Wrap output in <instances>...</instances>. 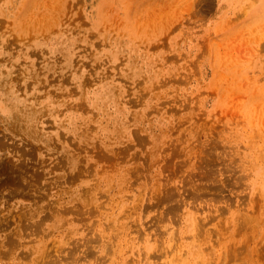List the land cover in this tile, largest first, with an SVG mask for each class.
Segmentation results:
<instances>
[{"label":"rangeland","instance_id":"374dc122","mask_svg":"<svg viewBox=\"0 0 264 264\" xmlns=\"http://www.w3.org/2000/svg\"><path fill=\"white\" fill-rule=\"evenodd\" d=\"M111 1L0 0V264H264V0Z\"/></svg>","mask_w":264,"mask_h":264},{"label":"bare ground","instance_id":"6f19581e","mask_svg":"<svg viewBox=\"0 0 264 264\" xmlns=\"http://www.w3.org/2000/svg\"><path fill=\"white\" fill-rule=\"evenodd\" d=\"M105 1H106V0H105ZM108 1H109V0H108ZM112 1H113V0H112ZM112 1H111V2H112ZM58 2H59V0H58ZM126 2H127V1H126ZM56 3H57V2H56ZM105 3H106V4H110V3H107V2H105ZM42 4H44V3H42ZM58 4H59V3H58ZM61 4H62V3H61ZM46 5L48 6V4H46ZM50 5H51V4H50ZM59 5H60V4H59ZM104 5H105V4H104ZM111 5H112V4H111ZM111 5H109V6L111 7ZM41 6H43V5H41ZM47 6H46V7H47ZM53 6H55V4H54ZM62 6H63V5H62ZM49 7H50V6H49ZM60 7H61V6H60ZM104 7H105V6H104ZM52 8H53V7H52ZM52 8H51V9H52ZM57 8H59V7H57ZM49 9H50V8H49ZM53 9H54V8H53ZM61 9H62V7H61ZM111 9H112V7H111ZM45 10H46V9H45ZM45 10H44V11H45ZM47 10H48V9H47ZM49 11H50V10H49ZM58 11H59V10H58ZM100 11H102V10L100 9ZM108 12H109V11H108ZM108 12H107V13H108ZM37 13H38V12H37ZM41 13H42V12H41ZM43 13H45V12H43ZM55 13H56V11H55ZM98 13H99V12H98ZM101 13H102V12H101ZM34 14H35V13H34ZM53 14H54V13H53ZM141 14H142V13H141ZM32 15H33V14H32ZM43 15H44V14H43ZM135 15H136V14H135ZM34 16H35V15H34ZM39 16H40V15H39ZM44 16H45V15H44ZM55 16H56V15H55ZM99 16H100V15H99ZM99 16H97V17H99ZM105 16H106V15H105ZM142 16H143V15H142ZM42 17H43V16H42ZM100 17L102 18V16H100ZM134 17H135V16H134ZM147 17H148V15H147ZM47 18H48V17H47ZM140 18H141V17H140ZM145 18H146V17H145ZM32 19H34V18H32ZM38 19H39V18H38ZM134 19H135V18H134ZM147 19H148V18H147ZM39 20H40V19H39ZM39 20H38V22H39ZM43 20H44V19H43ZM51 20H52V19H51ZM143 20H144V19H143ZM143 20H142V23H143ZM34 21H35V20H34ZM36 21H37V19H36ZM46 21H47V20H46ZM108 21H109V20H108ZM111 21H113V20H111ZM130 21H131V20H130ZM133 21H135V20H133ZM133 21L131 22L132 24H134ZM140 21H141V19H140ZM140 21L138 20V23H139ZM42 22H43V21H42ZM42 22H41V23H42ZM124 22H125V21H124ZM124 22H123V23H124ZM145 22H146V20H145ZM39 23H40V22H39ZM41 23H40V24H41ZM51 23H52V22H51ZM109 23H110V22H109ZM36 24H37V22H36ZM36 24H35V25H36ZM48 24H49V23H47V25H48ZM146 24H147V27H148V22H147ZM138 25H139V24H138ZM44 26H45V25H44ZM140 26H141V24H140ZM46 27H47V26H46ZM111 28H112V27H111ZM127 29H128V28H127ZM141 29H143V28H141ZM141 29H140V30H141ZM145 30H146V29H145ZM131 39H132V38H131ZM135 39H136V38H135ZM135 39H134V40H135ZM102 103H103V102H102ZM106 108H107V107H106ZM106 181H107V180H106ZM113 185H114V184H113ZM111 186H112V185H111ZM113 187H114V186H113ZM106 190H107V189H106ZM189 255H190V254H189ZM40 257H41V256H40ZM189 257H191V256H189ZM39 260H40V259H39ZM192 260H193V259H192ZM37 261H38V260H37ZM39 263H40V262H39Z\"/></svg>","mask_w":264,"mask_h":264}]
</instances>
